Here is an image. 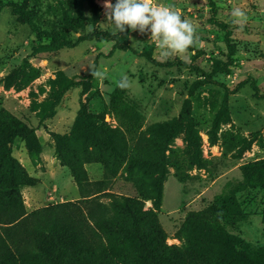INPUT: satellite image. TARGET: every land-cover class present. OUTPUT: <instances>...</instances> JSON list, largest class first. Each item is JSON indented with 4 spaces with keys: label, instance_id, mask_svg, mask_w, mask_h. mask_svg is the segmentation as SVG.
<instances>
[{
    "label": "rangeland",
    "instance_id": "rangeland-1",
    "mask_svg": "<svg viewBox=\"0 0 264 264\" xmlns=\"http://www.w3.org/2000/svg\"><path fill=\"white\" fill-rule=\"evenodd\" d=\"M7 2L22 0H0V110L22 119L42 146L40 153H29L19 140L12 147V155L27 173L38 177L35 185L21 189L26 211L80 198L69 169L58 159L53 135H70L83 108L97 116L98 123L118 128L130 143L138 132H144L145 139L164 135L162 140L177 154V169L168 166L157 210L147 199L152 194L150 178L140 169L130 167L128 175H118L110 185L116 192L143 197L144 209L156 212L167 236L166 244L185 247V219L233 192L241 217H211L207 216L209 212L203 219L240 238L264 264L263 192L246 190L241 174L242 165L264 158V98L255 97L250 87L252 78L264 94V0L215 3V18L229 26L236 44L228 73H213L216 66L226 62L227 50L225 31L212 21L209 0H153L154 6L168 5L181 11L182 19L196 28L197 42L186 52L168 57L161 54L150 31L142 34L139 28L133 31L127 26L126 31L115 34L130 46L128 50L110 52L113 42L90 40L54 52L33 53V34L26 25L16 22L10 7L3 5ZM37 4L46 23L60 31L73 36L94 31L114 34L113 25L106 21L105 0H38ZM233 8L245 12L243 27L233 22ZM92 70L102 71L104 77H93ZM122 75L130 81L124 89L117 86ZM69 82L76 85L63 95L55 114L45 118L53 95ZM135 122L138 130L126 131ZM216 126V141L212 142L208 134ZM191 134L198 136L197 153L207 163L205 167L189 163L186 139ZM72 135L69 145L77 152L74 159L89 180L99 181L103 163L87 162L84 152L91 151L89 140ZM176 170L186 179L180 180L174 174ZM247 195L248 203L241 206V197ZM194 219L199 226L200 219ZM196 229L194 235H202V230ZM210 238L205 251L208 258H213L212 264H240L237 249L230 250L222 261V245L211 233Z\"/></svg>",
    "mask_w": 264,
    "mask_h": 264
},
{
    "label": "trees",
    "instance_id": "trees-1",
    "mask_svg": "<svg viewBox=\"0 0 264 264\" xmlns=\"http://www.w3.org/2000/svg\"><path fill=\"white\" fill-rule=\"evenodd\" d=\"M216 1L219 0H209V6L212 21L225 31L227 60L222 66H216L213 73H228L233 65L236 44L229 26L215 18ZM37 3L38 0H22L21 3L3 4L10 7L16 22L26 25L33 34L36 41L33 53L54 52L90 40L113 42L110 52L130 49L117 34L94 31L73 36L55 29L46 23ZM144 56L153 61L149 54ZM250 80L255 97L264 98L255 80ZM75 85L76 82H69L55 92L45 118L55 114L63 95ZM135 127L136 122L127 126L126 131H135ZM216 129L217 126L208 134L212 142L216 141ZM72 134L89 140L91 151L84 152L87 162L103 163L104 173L99 181L89 180L85 170L74 159L77 152L69 145ZM53 136L58 159L69 169L80 198L27 212L21 189L35 185L38 180L30 176L12 155V147L19 140L24 142L29 153H40L42 146L22 119L5 109L0 110V264H212L213 258H208L205 251L206 243L211 239L210 233L222 245L225 252L222 261H226L230 250L237 249L235 255L240 264H262L259 255L249 250L240 238L227 234L219 226H211L203 219L209 212L207 216L211 217L220 214L241 217L242 211L236 205L233 192L219 199L214 206L185 219L183 225L188 234L185 247L166 244V233L154 210L161 206L168 166L177 169L179 159L162 140L164 135L145 139L144 132H138L136 140L130 143L118 128L98 123L97 116L80 108L71 134ZM186 141L189 163L205 167L207 163L197 153L198 136L191 134ZM166 150L168 154H165ZM109 158H112L111 162H108ZM130 167H136L149 176L152 194L147 199L152 200L154 210L144 209L143 197L110 188L112 179L122 173L128 175ZM174 174L180 180L187 177L178 170ZM241 174L246 190L263 192L260 204L264 224V158L242 165ZM248 198V195L241 197V206L248 203ZM196 217L201 221L199 226L195 225ZM197 227L202 230L199 233L202 235H194Z\"/></svg>",
    "mask_w": 264,
    "mask_h": 264
},
{
    "label": "clouds",
    "instance_id": "clouds-1",
    "mask_svg": "<svg viewBox=\"0 0 264 264\" xmlns=\"http://www.w3.org/2000/svg\"><path fill=\"white\" fill-rule=\"evenodd\" d=\"M106 21L113 25V32H124L126 26L135 31L139 28L140 33L150 31V38L154 39L157 47L164 57L176 53L182 54L197 42L196 28L187 19H182V12L168 5H155L153 0H105ZM234 23L246 21L247 16L240 8L232 9ZM150 25V30L148 26ZM91 27V26H89ZM91 75L103 78L104 73L92 70ZM121 89L130 86L127 75H122L117 81Z\"/></svg>",
    "mask_w": 264,
    "mask_h": 264
},
{
    "label": "crops",
    "instance_id": "crops-1",
    "mask_svg": "<svg viewBox=\"0 0 264 264\" xmlns=\"http://www.w3.org/2000/svg\"><path fill=\"white\" fill-rule=\"evenodd\" d=\"M38 178V177H37Z\"/></svg>",
    "mask_w": 264,
    "mask_h": 264
}]
</instances>
